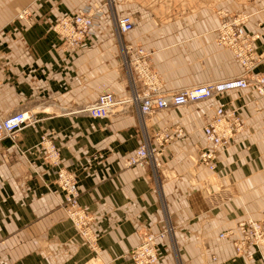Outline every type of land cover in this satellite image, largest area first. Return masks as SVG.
Segmentation results:
<instances>
[{"label":"crops","instance_id":"crops-1","mask_svg":"<svg viewBox=\"0 0 264 264\" xmlns=\"http://www.w3.org/2000/svg\"><path fill=\"white\" fill-rule=\"evenodd\" d=\"M93 3L106 15L68 50L53 23ZM25 8L33 22L17 17ZM219 12L248 15L259 56L252 72L264 73V0H0V115L35 117L15 141H0V264H134L128 251L167 224L172 232L157 238L155 264H262L264 247L237 255L233 238L220 234L248 217L264 220V96L252 87L226 90L160 110L143 126L135 105L106 118L84 110L101 92L121 97L138 85L127 74L126 46L149 54L162 91L242 74L216 42ZM121 16L131 17L130 31L115 30ZM218 107L236 111L242 126L211 170L197 158ZM176 126L183 137L164 146L159 167L125 165L145 134ZM43 135L59 149L57 166L44 158ZM61 167L74 173L79 204L94 217V248L61 204Z\"/></svg>","mask_w":264,"mask_h":264},{"label":"built area","instance_id":"built-area-1","mask_svg":"<svg viewBox=\"0 0 264 264\" xmlns=\"http://www.w3.org/2000/svg\"><path fill=\"white\" fill-rule=\"evenodd\" d=\"M104 9L103 4L100 3L82 6L72 14L58 17L52 29L59 35L68 50H74L92 35V29L97 25V21L106 15ZM219 14L221 19L216 28V42L232 51L243 68L242 74L233 78L197 84L174 93H165L161 91V85L148 64L149 54L142 49L133 50L126 46L124 64L127 74H130V78L136 75L140 84L132 85L126 96L116 97L111 92H101L84 110L91 117L106 118L124 110L127 105H135L139 115L146 116L171 107L203 101L214 94L236 88L252 87L259 95L264 96V73L252 72L259 56L256 55L253 45L257 35L249 34L245 30L248 15L240 12L234 14L219 12ZM32 16L29 8L23 9L17 15L19 19H25L28 22H33ZM112 22L118 33L128 32L134 25L130 16L114 17ZM34 120V113L27 111H18L8 116L0 115V141L5 138L15 141L22 127ZM241 126L242 122L236 111L218 107L202 128L203 137L209 146L199 152L198 163L211 170L214 169L217 151L229 145ZM182 137L183 131L179 126L173 130L162 128L152 135L145 134L141 144L125 158V165L157 168L160 166L158 158L164 146ZM41 144L44 148V158L50 164L57 166L60 162V153L53 136L43 135ZM55 181L64 194L61 204L69 220L82 239L94 248L97 241V236L91 229L94 217L79 204V192L74 173L63 167L58 168ZM171 232L172 227L167 224L158 234H144L141 242L131 248L127 256L134 264H155L159 258L157 238L169 236ZM229 236L233 238L237 255L244 254L252 247L257 250L263 248L264 220L251 217L240 220L234 227L220 234V237ZM248 257L251 258L252 255L249 254ZM262 264H264V259H262Z\"/></svg>","mask_w":264,"mask_h":264},{"label":"rangeland","instance_id":"rangeland-1","mask_svg":"<svg viewBox=\"0 0 264 264\" xmlns=\"http://www.w3.org/2000/svg\"><path fill=\"white\" fill-rule=\"evenodd\" d=\"M237 13H239V12H237ZM240 13H242V12H240ZM148 64H149V66H150V68H151V70L155 73V75H156V78H157V81H158V83L159 84H161V91H162V83H161V81H160V79L158 78V76H157V74H156V72L154 71V69L152 68V66H151V64H150V61H149V56H148ZM138 80V79H137ZM138 84H140V81H138ZM194 86V85H193ZM188 87H191V86H186V87H183V88H179L178 90H173V91H163V92H165V93H174V92H177V91H180V90H182V89H184V88H188ZM152 115H154V114H152ZM148 116H151V115H146V116H143V115H139V117H140V119H141V125L143 126L144 124H143V122H144V120L148 117ZM254 219V218H253Z\"/></svg>","mask_w":264,"mask_h":264},{"label":"bare ground","instance_id":"bare-ground-1","mask_svg":"<svg viewBox=\"0 0 264 264\" xmlns=\"http://www.w3.org/2000/svg\"><path fill=\"white\" fill-rule=\"evenodd\" d=\"M130 75V74H129Z\"/></svg>","mask_w":264,"mask_h":264}]
</instances>
